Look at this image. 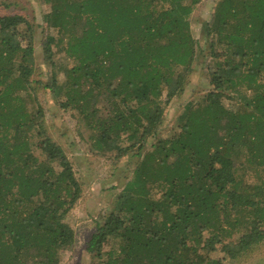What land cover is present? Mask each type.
<instances>
[{"label":"trees","instance_id":"trees-1","mask_svg":"<svg viewBox=\"0 0 264 264\" xmlns=\"http://www.w3.org/2000/svg\"><path fill=\"white\" fill-rule=\"evenodd\" d=\"M39 1L54 105L90 152L135 158L90 257L226 264L264 244V0H217L205 46L189 20L201 0ZM39 41L26 14H0V264H59L75 242L65 216L81 185L32 89ZM206 61L209 88L164 130Z\"/></svg>","mask_w":264,"mask_h":264},{"label":"rangeland","instance_id":"rangeland-1","mask_svg":"<svg viewBox=\"0 0 264 264\" xmlns=\"http://www.w3.org/2000/svg\"><path fill=\"white\" fill-rule=\"evenodd\" d=\"M0 2L8 3L7 6L0 5V14L10 11L26 14L40 36L34 51L35 71L31 76L32 89L44 109L48 133L63 147L81 185L80 198L65 216V220L74 230L75 242L72 247L63 251L59 264H99L85 251L86 242L95 231L96 225L102 222L103 216L110 210L114 192L119 191L129 178L135 158L125 155L116 163H112L107 156L90 152L85 141L86 135L76 129L75 117L69 111L58 110L54 105L47 87L51 67L42 48L43 35L46 32L42 15L47 12L48 7L39 0H0ZM216 2L217 0H201L194 7L189 18L191 32L200 40L202 46L207 44L204 31L211 23ZM62 62L71 64L69 59H63ZM206 63L200 66L202 71H193L196 73L191 75V81L184 93L165 108L164 130L175 125L176 118L187 100L209 88L204 70L211 65V62L206 61ZM64 77V72H57L56 68V80L62 82ZM226 264H264V244L241 262L226 260Z\"/></svg>","mask_w":264,"mask_h":264}]
</instances>
